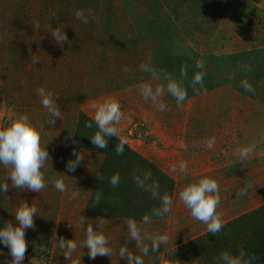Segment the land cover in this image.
<instances>
[{"label":"rangeland","instance_id":"obj_1","mask_svg":"<svg viewBox=\"0 0 264 264\" xmlns=\"http://www.w3.org/2000/svg\"><path fill=\"white\" fill-rule=\"evenodd\" d=\"M89 9L94 15H88ZM77 10L84 12L87 24L75 18ZM36 22L39 31H34ZM56 27L66 33L67 43L59 45L51 36ZM141 64L161 78L141 71ZM198 72L203 87L197 84L195 91L192 81ZM164 74L187 90L179 107L167 93ZM144 83L153 89L165 86L164 111L143 99L139 86ZM41 87L54 93L61 110L54 126L47 124L50 114L37 95ZM108 96L120 101L123 116L116 125L118 140L99 149L89 138L94 133L83 123L77 133V123L80 112L93 119L92 105ZM38 108L47 139L61 129L63 154L71 152L72 141L73 152L84 154L77 167L83 176L71 172L65 193L54 195L47 188L44 234H26L23 264H71L53 243V233L57 240L77 244L72 259L81 255L80 264H127L118 255L122 246L141 253L121 220L140 223L145 214L151 221L172 215L174 227L167 245L142 256L144 264H224L222 253L238 257L241 251L242 264H264V0H0V127L9 113ZM212 138L209 149L205 142ZM121 140L124 151L117 155ZM249 145H255L253 153L241 160L238 150ZM181 161L187 162V172H173ZM92 172L99 174L98 184ZM146 172L151 173L147 185L155 182L161 196L172 197V210L163 218L152 215L161 200L134 179ZM115 174L119 183L113 187ZM206 176L216 179L220 189L217 212L223 227L216 235L193 219L179 199L186 184ZM78 188L88 193L70 199ZM243 188L246 196L236 197ZM97 192L101 202L94 206ZM15 196L18 206L23 200L36 206L32 194ZM101 221L112 255L90 260L82 247L85 228ZM159 226L164 227L157 221L142 225L149 233H159ZM171 248L163 258L162 252ZM11 259L0 243V264Z\"/></svg>","mask_w":264,"mask_h":264},{"label":"clouds","instance_id":"obj_2","mask_svg":"<svg viewBox=\"0 0 264 264\" xmlns=\"http://www.w3.org/2000/svg\"><path fill=\"white\" fill-rule=\"evenodd\" d=\"M88 15L92 16L94 13L92 9L88 10ZM77 20L87 24L88 18L84 12L77 10L74 13ZM34 31L40 30L39 22L33 24ZM51 36L55 38L57 44L61 45L68 42V37L63 29L56 27L51 31ZM39 59L33 55L31 57V63L36 64ZM198 68H203V63H197ZM141 71L149 72L154 80L161 78V73L157 72L150 65L141 64ZM163 79L167 81L166 90L177 103V106H181L187 98V90L182 86L180 82L174 79L171 74H164ZM195 91V85L200 84L203 87V73L198 72L194 75L192 81ZM246 90L252 91L251 86H247ZM141 96L145 101H151L153 106L158 111H164L166 105L162 101V97L165 93V86L158 85L153 89L150 84L144 83L139 86ZM37 95L41 98L42 106L48 110L50 119L47 121L48 125H55L57 119L62 118L61 110L54 99V93L52 91H46L43 87L37 89ZM94 109L93 120L97 126V131L90 138L91 143L100 149L107 148L108 138L116 137L118 135V125L122 119V105L120 101L112 96H108L100 103H94L92 105ZM86 127L92 128V123L86 124ZM45 126L39 123H33L27 114H17L11 123L6 127H0V164L7 170V175L2 184H0V191L7 193L10 188L18 190H28L36 193H40L47 185L45 183L44 168L50 155L46 148L41 146V137L44 132ZM123 140L116 145L117 155H121L124 151ZM215 144V139H208L205 142V146L209 149ZM195 146V145H194ZM185 151H187L186 145L182 144ZM255 145H249L242 147L238 150V155L241 160L247 159L249 155L253 153ZM75 159H70L66 162V168L69 172H74L77 167L83 162L84 154L81 152H73ZM187 162L181 161L178 169L172 168V171H180L181 173L187 172ZM99 179V176L97 174ZM151 177L150 172L144 173L143 177L134 175L136 183L149 190L152 193L153 198H159L161 200V207L154 208L152 215L163 218L169 214L172 210V197L164 193L162 196L159 193V186L153 182L151 185H147L146 181ZM10 179L11 184L7 181ZM54 188L65 193L68 191L63 178H51ZM119 183V175L115 174L111 177V185L116 187ZM247 194V189L243 188L236 192V197H244ZM78 193L71 192L69 198L76 199ZM179 199L183 202L184 206L190 211L191 217L207 226V231L212 235L219 233L223 227L222 214L217 212V209L221 203L220 189L218 181L211 177H203L198 181H193L186 184L179 192ZM101 202V193L97 192L95 197V205ZM38 209L34 204L31 206L27 201H22L16 209L14 226L12 221H7L4 227L0 228V243L9 249V253L12 257L9 264H23L25 255L28 249V242L26 240V229H34V218L37 216ZM83 223V220H82ZM151 223V216L145 214L142 217L140 223H137L135 219H128L126 221L127 231L129 234V241H135L136 248L141 255H136L129 250L127 246H122L119 249V258L125 259L127 264H144L142 256H147L151 248L152 251L159 249L161 244L168 242L169 237L167 235H161L157 232L149 233L142 225H148ZM104 222L101 221L98 224H87L85 228L86 240L82 247L87 248L88 257L90 260H95L98 256L110 257L112 255V249L108 247V237L103 232ZM53 243L58 242L60 249L64 250L63 255L66 260L71 261V264H80L81 255L79 260L72 259V253L76 251L77 244L72 239H65L59 237L57 240L56 234L52 236ZM149 242V243H146ZM244 256L241 251L238 257L231 256L228 253H222L221 259L224 264H242V258Z\"/></svg>","mask_w":264,"mask_h":264},{"label":"crops","instance_id":"obj_3","mask_svg":"<svg viewBox=\"0 0 264 264\" xmlns=\"http://www.w3.org/2000/svg\"><path fill=\"white\" fill-rule=\"evenodd\" d=\"M21 114H27L33 123H39L40 124V116H41V118H44V114H42V111H40L39 108L35 109V110L23 109ZM16 115H17V112H14V111L12 113H9L5 118L4 127H6L8 124H10L12 119H14ZM60 130H59L58 135H56L54 133L51 136H49L47 139V133L44 129V132L42 133V137H41V146L46 148V149H47V145H48V147H50V149H48V150H50V152H49L50 157H49L48 161L46 162L44 168L42 169V171L44 173L45 183L47 186L40 193H36V192L28 191V190H18V189H14V188H10V190L7 193H3L2 191H0V228L4 227V225L7 221H12L14 226L16 225L14 214L16 212L18 205L15 203L16 196L14 197V195L32 194V195H34L33 199L37 200L36 201V207L38 209V212H37V216L34 218L35 228L34 229H27L26 234H27V237L34 234L35 232L37 233V235H40V230H41V233L44 234V227H45L44 201H45L46 190H47V188L49 190H52V193L54 195H56V193L60 194V192L57 191L54 188V186L52 185V183L50 182L51 178H53V177L63 178L66 182V179L69 178V175L71 173L66 168V162L70 159H73L74 141H72L71 145H70L71 152H69V154L68 153L63 154V152H62L63 146H62V139H61ZM79 173H80V170L76 169V171H74L72 176L82 177L83 175L79 176ZM90 174H91L90 178H96L97 174L95 175L94 172H92ZM6 175H7V170L3 167L2 164H0V184H2L4 182ZM7 182L9 184H11L10 179ZM75 192L76 193H88V190L87 189L86 190H80L78 188ZM40 201H42L41 207H40V203H41ZM16 205H17V207H14ZM40 208H41V210H40ZM40 211H41V217H40ZM171 218H172V215L170 216V218L168 220L157 219V220L151 221L150 224L153 226L154 223L157 221L158 225L162 224L164 226L163 228H161L159 226V228H158L159 234L167 235L168 237H173L174 224H173V219H171ZM121 221L126 223L127 219H123ZM137 223H138V221H137ZM168 241H169V239H168ZM167 243H165V244L167 245ZM161 248H163L162 245L159 246V249H161ZM172 250H173V248L165 249L162 252L163 258L166 256V254H169L170 252H172ZM157 251H159V250H157Z\"/></svg>","mask_w":264,"mask_h":264},{"label":"trees","instance_id":"obj_4","mask_svg":"<svg viewBox=\"0 0 264 264\" xmlns=\"http://www.w3.org/2000/svg\"><path fill=\"white\" fill-rule=\"evenodd\" d=\"M248 97H250V96H248ZM250 98H252V99H255L254 97H250ZM88 124V123H92V128H89L93 133H95V131H97V126L95 125V122H94V120L92 119V118H90V117H87L86 115H84L82 112H80L79 113V120H78V123H77V133H78V130L80 129L79 127L81 126V124ZM109 140H118L116 137H110V138H108V141ZM89 146V145H88ZM92 147V146H91ZM100 149V148H99ZM128 151L133 155V156H135V157H141V156H139L137 153H135V152H133V151H131V150H129L128 149ZM142 158V157H141ZM140 158V159H141ZM143 159V158H142ZM144 160V159H143ZM142 161V160H141ZM98 176H99V174H98ZM99 179H100V176H99ZM99 179H98V177H97V175H96V178H95V183L97 182V184H98V182H99ZM96 184V185H97Z\"/></svg>","mask_w":264,"mask_h":264}]
</instances>
